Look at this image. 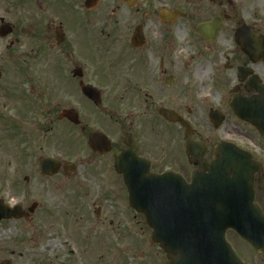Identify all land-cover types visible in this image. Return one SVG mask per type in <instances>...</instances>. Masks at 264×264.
I'll list each match as a JSON object with an SVG mask.
<instances>
[{"label": "flooded vegetation", "instance_id": "obj_1", "mask_svg": "<svg viewBox=\"0 0 264 264\" xmlns=\"http://www.w3.org/2000/svg\"><path fill=\"white\" fill-rule=\"evenodd\" d=\"M84 85L113 95V113L141 124L182 129L164 111L196 127L212 124L210 113L222 118L213 129L245 150L252 207L243 236L228 229L226 238L243 263L264 264V0H0V142L47 137L57 121L88 125L80 113L79 124L62 117L53 96L70 90L67 108L78 111L94 104ZM138 147L151 171L171 168ZM0 203L23 210L0 221V264H62L35 246L22 251L25 236L5 235L17 231L10 224L33 223L38 202Z\"/></svg>", "mask_w": 264, "mask_h": 264}, {"label": "rangeland", "instance_id": "obj_2", "mask_svg": "<svg viewBox=\"0 0 264 264\" xmlns=\"http://www.w3.org/2000/svg\"><path fill=\"white\" fill-rule=\"evenodd\" d=\"M207 92L206 99L212 93ZM69 93H54L57 108L70 107ZM102 98L99 106L78 105L84 124L87 119L86 126L57 121L47 137L41 130L31 141L0 142V196L23 201L26 207L39 203L33 223L10 224L11 228L18 227L17 231L4 228L5 235L9 239L25 236L22 251L28 254L35 246L38 254L58 255L57 262L62 264H164L166 252L152 239L153 230L145 217L129 204L127 188L114 167V153L94 154L87 132H105L116 144H122L123 136L131 132L140 142L141 152L184 173L192 169L185 153L187 141H204L210 153L222 134L209 121L193 126L195 134L190 137L177 127L141 124L123 111L127 106H123L121 116L113 113V95ZM45 155L68 160L77 167L72 174L61 170L56 176H43L39 161ZM11 166L22 171L13 176Z\"/></svg>", "mask_w": 264, "mask_h": 264}, {"label": "water", "instance_id": "obj_3", "mask_svg": "<svg viewBox=\"0 0 264 264\" xmlns=\"http://www.w3.org/2000/svg\"><path fill=\"white\" fill-rule=\"evenodd\" d=\"M85 94L96 103L100 94L84 87ZM69 119L78 123L73 111H65ZM186 135L192 128L183 122ZM125 142L131 146L127 151L116 152V169L124 174L130 190V202L139 212H143L148 223L154 228V240L168 253L166 264H241L225 241L229 227L243 232L244 191L242 151L231 144H220L216 148V158L208 163L204 158V148L195 142L187 146V153L193 155V162L199 164L193 182L171 172L163 175L149 173V163L137 154V147L128 137ZM90 145L95 151L105 153L111 149L106 135L100 132L90 134ZM233 152V153H230ZM74 165H64L70 170ZM42 171L55 174L60 163L53 158H43ZM205 169L209 174H202ZM233 179H228L229 174ZM199 176V178H198ZM9 217L0 212V218Z\"/></svg>", "mask_w": 264, "mask_h": 264}]
</instances>
